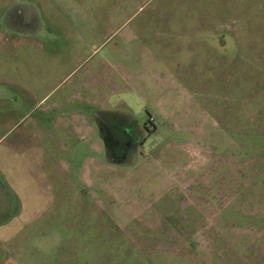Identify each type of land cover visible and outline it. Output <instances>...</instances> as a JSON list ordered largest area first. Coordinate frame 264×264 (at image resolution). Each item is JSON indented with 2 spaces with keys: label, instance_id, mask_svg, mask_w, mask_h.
<instances>
[{
  "label": "rangeland",
  "instance_id": "obj_1",
  "mask_svg": "<svg viewBox=\"0 0 264 264\" xmlns=\"http://www.w3.org/2000/svg\"><path fill=\"white\" fill-rule=\"evenodd\" d=\"M36 147L0 264H264V0H0V150Z\"/></svg>",
  "mask_w": 264,
  "mask_h": 264
},
{
  "label": "crops",
  "instance_id": "obj_2",
  "mask_svg": "<svg viewBox=\"0 0 264 264\" xmlns=\"http://www.w3.org/2000/svg\"><path fill=\"white\" fill-rule=\"evenodd\" d=\"M40 147V146H39ZM42 148V147H40ZM39 148V149H40ZM38 148L36 147L34 148H30V149H26V150H16V149H12V148H7V149H2L0 150V174L2 175V177H4L5 180H7L9 182V184L13 185V186H17L20 185L19 181V175H18V171L19 170H24L25 168L29 169V172L34 173V177L36 179V181H41V179H43V181L48 178V173L46 174L47 170L44 169H40L41 167H38V154L41 152V150L37 151ZM7 158H13L16 162V164L14 165H9V162L6 163V159ZM27 163V164H26ZM21 175V173H20ZM21 179V178H20ZM42 181V182H43ZM25 205H23V209H24ZM26 210L22 211V215L20 214L18 217H20V221L21 223H27L28 224V220L30 219H34L35 214L32 213H28L26 215H28L30 218H28V216L23 217V214H25ZM25 216V215H24ZM16 218V216L14 217ZM13 218V219H14ZM12 219V220H13ZM25 224V225H27ZM13 225H10V228H7L9 233H16L19 232V230L23 231L22 226H20V229L16 228V227H11Z\"/></svg>",
  "mask_w": 264,
  "mask_h": 264
}]
</instances>
